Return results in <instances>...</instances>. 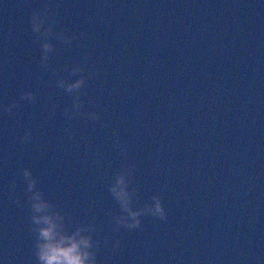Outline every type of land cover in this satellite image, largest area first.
Instances as JSON below:
<instances>
[{"label": "water", "instance_id": "obj_1", "mask_svg": "<svg viewBox=\"0 0 264 264\" xmlns=\"http://www.w3.org/2000/svg\"><path fill=\"white\" fill-rule=\"evenodd\" d=\"M25 168L66 233L100 241L97 264H264V3L0 0L7 264H37ZM117 174L165 218L117 229Z\"/></svg>", "mask_w": 264, "mask_h": 264}, {"label": "clouds", "instance_id": "obj_2", "mask_svg": "<svg viewBox=\"0 0 264 264\" xmlns=\"http://www.w3.org/2000/svg\"><path fill=\"white\" fill-rule=\"evenodd\" d=\"M264 3V0H261ZM30 24L33 32L41 35H48L51 28L46 17L39 12H33L30 17ZM41 47L45 51L51 49V45L44 42ZM63 83V82H62ZM82 80L64 84L66 90L79 89ZM21 99H32V93L24 92ZM13 106H7L3 110L11 112ZM22 175L27 183L28 207L30 209L31 231L34 233V256L37 264H97L96 250L100 246V241H93L90 228L78 225L75 231L66 233L63 225V216L52 204L42 197L40 191H33L36 181L32 179L31 172L25 168ZM109 190L120 205L123 215L115 217L117 229H136L140 226V215L142 212L150 213L160 219L165 218V209L161 201L153 197L151 205H145L143 209L133 210L130 207L133 193L127 190V182L123 174H117ZM118 245L113 244L115 249ZM0 264H7L6 260L0 258Z\"/></svg>", "mask_w": 264, "mask_h": 264}]
</instances>
